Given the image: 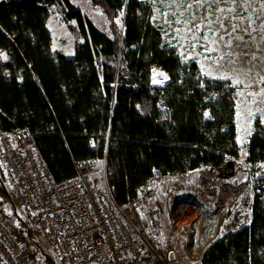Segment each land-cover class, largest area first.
Returning a JSON list of instances; mask_svg holds the SVG:
<instances>
[{
	"label": "trees",
	"instance_id": "1",
	"mask_svg": "<svg viewBox=\"0 0 264 264\" xmlns=\"http://www.w3.org/2000/svg\"><path fill=\"white\" fill-rule=\"evenodd\" d=\"M90 2L102 11L108 31L72 0H0V51L18 71L7 81L0 70V129L30 134L57 182L75 176V160L104 161L120 208L156 175L193 172L192 179L202 167L239 158L233 83L184 61L152 22L149 2ZM121 12L124 27L117 23ZM56 30L62 46L73 40V56L54 48ZM156 69L167 73L165 86L152 85ZM259 150L261 122L249 142L250 154ZM252 174L246 183L255 196L252 225L211 243L202 264H264V167L254 165ZM5 188L11 193L0 170L3 221L31 248L35 264H58L56 249L26 209L17 211Z\"/></svg>",
	"mask_w": 264,
	"mask_h": 264
},
{
	"label": "built area",
	"instance_id": "2",
	"mask_svg": "<svg viewBox=\"0 0 264 264\" xmlns=\"http://www.w3.org/2000/svg\"><path fill=\"white\" fill-rule=\"evenodd\" d=\"M51 17L60 20L55 13ZM0 167L11 193L56 249L59 264H202L211 243L253 223L255 196L251 189L226 210L213 238L199 253L192 244V234L200 219L194 226L183 223L191 220L186 213L195 208V202L188 199L201 195V181L191 186L193 172L156 175L130 204L143 242L123 218L109 189L105 168L100 169L95 161L75 160V176L57 182L30 134L0 129ZM250 171L253 180L252 168ZM196 173L200 176L198 170ZM72 241L76 242L75 250ZM0 264H35L31 248L1 215Z\"/></svg>",
	"mask_w": 264,
	"mask_h": 264
},
{
	"label": "rangeland",
	"instance_id": "3",
	"mask_svg": "<svg viewBox=\"0 0 264 264\" xmlns=\"http://www.w3.org/2000/svg\"><path fill=\"white\" fill-rule=\"evenodd\" d=\"M145 1L152 5V22L156 27L162 30L167 44L175 48L184 61L197 63L203 74L209 69H213L212 77H219L223 74H228L234 79H239L243 82L240 85H235L233 79L227 80L231 81L237 89L236 111L239 134L238 141L241 147L240 157L233 158L219 167L211 166L208 171L200 168L198 169L200 176L196 173L197 175L191 179V183H198L201 181L202 185H208L209 187L204 188V190L207 191L208 194L214 195V197L207 199V202L202 198L204 191H202L201 195L199 194L198 196L196 195L195 198L190 197L188 199L189 203L195 202V208L188 209L186 214L191 217V220L188 221L190 223L184 221L183 224L194 226L199 219L203 218L202 226L197 224V228L194 229V233L192 234V244L199 249L197 251L200 253L202 248L206 246V243L213 238L226 210L231 208L232 205H235L240 198L243 197L244 192H249L251 190V188L246 186L249 175L251 174L250 169H253L254 165H264V150H259L255 154H250L248 151L250 137L253 134L255 124L264 119L259 111L264 110V103L254 102V98L248 95V93H260L261 90L264 89V82H261V77H264V59H262L264 58V31L260 30V25L264 24V10L258 11L261 2H264V0H251V3L247 7L237 6L234 13L225 11L222 14L219 13L220 8L227 9L233 5L225 2V0H220L218 5L212 4L211 12L213 15L211 18L214 21L213 27L224 36V41H221L218 45H208L220 49V52L211 53L205 52L201 46L207 45V41H190L186 38L191 36L192 32L185 31L184 23L186 20H191L189 27L194 26L197 23L207 25V20L202 19V17H208L209 15L207 5L203 8L194 7L189 11L184 7L178 6L179 4L184 3L185 0ZM72 2L89 14L99 28L108 31V23L105 16L98 7L90 2V0H72ZM192 2L195 3V0H192ZM241 2H246V0H238V4ZM193 14L196 18L194 20L191 19ZM217 15L223 20L224 28L227 29L228 32L232 31L233 25H238L237 31L232 33L233 45L230 49L234 54H239L238 58H236L235 64L229 63L228 60L225 59L220 61V64L217 65L213 63L211 59L212 57H217L229 51L224 43L229 39V36L224 29L219 27V23L215 22ZM232 17L237 18L233 19ZM239 17H249V19L242 20L239 19ZM118 21L122 27L125 26L124 15H120ZM177 21L180 22L177 23ZM252 28H255L256 31L251 32ZM177 29H179V33L177 32ZM245 29H249V31L245 32ZM205 34H207L210 39L212 38V32L207 31L206 27L199 32V36L203 37ZM61 36L62 31L56 30L54 48L62 49L68 56H73V40H70L66 46H62L60 40ZM236 36H242L243 40H235L234 38ZM217 39H219V37H217ZM253 56L257 58L253 59ZM205 57H208V59H205ZM0 61L4 63L2 59H0ZM159 73L167 75L163 70L156 69L152 74V85L165 86L170 81L169 77L167 75L168 79L165 80L163 76L159 75ZM154 79L161 81V83H153ZM247 85H251V87H248ZM239 93H243L244 95H239ZM255 100H264V97H256ZM249 112L254 114L251 119L249 118ZM261 124L264 125V123ZM249 125L251 127V135L247 134ZM97 163L100 169L105 168L104 161L100 160ZM230 164L233 165V168H229L228 170L227 166ZM0 170H2L1 167ZM13 197L17 211L20 214H24L25 209L18 203L14 195ZM121 214L123 218L129 222L132 230L136 233L139 239L144 242L143 232L131 206L129 205L125 208H121ZM196 216H199V218L193 221ZM33 224L35 223L33 222ZM50 247L53 249L52 245H50ZM52 255L55 261L59 264L55 251H52ZM185 264H191V262H185Z\"/></svg>",
	"mask_w": 264,
	"mask_h": 264
},
{
	"label": "snow or ice",
	"instance_id": "4",
	"mask_svg": "<svg viewBox=\"0 0 264 264\" xmlns=\"http://www.w3.org/2000/svg\"><path fill=\"white\" fill-rule=\"evenodd\" d=\"M225 2L231 3L233 6L227 8V9L220 8L219 9V13H221V14L224 13L225 11H228L229 13H234L236 11V7L237 6L247 7L251 3V0H246V2H241L239 4H238V0H225ZM219 3H220V0H195V3H193L192 0H185L184 3L178 5L179 7H184L185 9H187L189 11L191 9H193L194 7L203 8V7H205V5H207V7L209 9V15H208V17H202V19H206L207 20V25L197 23L194 26L189 27V25L191 24V20H186V21H184V23H185V31L186 32H192V35L189 36V37H186V38L188 40H190V41H197V40L207 41V45H201V46L203 47L204 51L208 52V53L220 52V49L218 47H210L208 45H213V44L218 45L221 41H224V36L221 35L219 33V31L214 29V27H213L214 21L211 18L212 15H213V13L211 12L212 4H217L218 5ZM259 10H264V2H261L260 9H258V11ZM120 15L122 16L123 12H121ZM232 18L236 19L237 17H232ZM191 19L192 20L196 19L194 14L192 15ZM239 19H242V20L243 19H249V17H239ZM179 22L180 21H177V23H179ZM215 22L219 23V27L221 29H224V31L227 32V34L229 36V39L224 42L225 43V47L228 48L229 51H227V52H225V53H223V54H221V55H219L217 57H212L211 59H212L213 63H215L217 65L220 64V61H223L225 59H227L229 63L235 64L236 58H238L239 54L238 53L234 54L230 49L232 48V45H233L232 33L237 31L238 25H233L232 31L228 32V30L224 28L223 20L221 19V17L219 15L216 16V21ZM117 23H119V21H117ZM253 23H254V21H253ZM205 27L207 28V31L212 32V38L211 39L209 38V36L207 34H205L203 37L199 36V32L201 30L205 29ZM260 30L264 31V24L260 25ZM244 31L248 32L249 29H245ZM255 31H256L255 28L251 29V32H255ZM177 32L179 33V29H177ZM217 37H219V39H217ZM234 39L237 40V41H242L243 37L242 36H236ZM252 58L256 59L257 57L253 56ZM205 59H208V57H205ZM262 59H264V58H262ZM212 72H213V69H209L208 71L204 72V75L212 77ZM159 75L163 76L165 80L168 79L167 75L164 74V73H159ZM212 78H219V79H225V80L233 79L235 85H240L241 83H243L241 80L234 79L232 76H230L228 74H223V75H221L219 77H212ZM261 82H264V77H261ZM153 83H161V81H158V80L154 79ZM247 86L251 87V85H247ZM239 95H244V94L243 93H239ZM248 95L252 96L254 98V102L264 103V100H259V101L255 100L256 97H264V89H262L260 93H248ZM259 111L261 113V116L264 117V110H259ZM204 115H205V118H209V113L206 112V113H204ZM252 116H254V114L249 112V118L250 119H251ZM261 123H264V119H262ZM247 134L251 135V127H250V125H249V128L247 129ZM261 167H264V165H261ZM0 199H2V198H0ZM9 215H11V213H9ZM32 215H37V213H32ZM76 223L79 224L80 222L77 221ZM16 224H17V227H19V221H17ZM48 231H51V229H48ZM71 243L73 244L74 250H75L76 242L72 241ZM21 247H23V246L21 245ZM128 255L131 256V253H129Z\"/></svg>",
	"mask_w": 264,
	"mask_h": 264
},
{
	"label": "crops",
	"instance_id": "5",
	"mask_svg": "<svg viewBox=\"0 0 264 264\" xmlns=\"http://www.w3.org/2000/svg\"><path fill=\"white\" fill-rule=\"evenodd\" d=\"M0 59L4 61V63L0 61V70L5 79L7 81L15 80L18 76V71L11 57L6 52L0 51Z\"/></svg>",
	"mask_w": 264,
	"mask_h": 264
},
{
	"label": "water",
	"instance_id": "6",
	"mask_svg": "<svg viewBox=\"0 0 264 264\" xmlns=\"http://www.w3.org/2000/svg\"><path fill=\"white\" fill-rule=\"evenodd\" d=\"M5 191L8 193V197L12 200V195L8 191L7 188H5ZM210 197L212 198V197H214V195L213 194H208L207 192L203 193L202 198H204L206 200V202H207V199H209ZM171 259H174V253L173 252H171Z\"/></svg>",
	"mask_w": 264,
	"mask_h": 264
},
{
	"label": "bare ground",
	"instance_id": "7",
	"mask_svg": "<svg viewBox=\"0 0 264 264\" xmlns=\"http://www.w3.org/2000/svg\"><path fill=\"white\" fill-rule=\"evenodd\" d=\"M229 168H233V165H232V164L228 165V166H227V169L229 170ZM206 178H207V177H206ZM204 184H205V183H204ZM207 187H209V186L206 185V184L202 186V191H204V193L207 192V191L204 190V188H207ZM202 220H203V218H201L200 221H199V223H198V224L201 225V226H202ZM199 225H198V226H199Z\"/></svg>",
	"mask_w": 264,
	"mask_h": 264
}]
</instances>
